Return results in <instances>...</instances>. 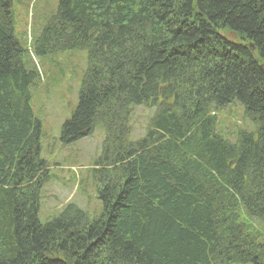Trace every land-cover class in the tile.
Returning a JSON list of instances; mask_svg holds the SVG:
<instances>
[{
    "label": "trees",
    "instance_id": "obj_1",
    "mask_svg": "<svg viewBox=\"0 0 264 264\" xmlns=\"http://www.w3.org/2000/svg\"><path fill=\"white\" fill-rule=\"evenodd\" d=\"M0 0V264H264V0H60L33 48L87 51L64 145L105 132L102 210L43 224L48 182L33 90L42 73ZM256 125L235 142L217 113ZM154 114L131 139L132 109Z\"/></svg>",
    "mask_w": 264,
    "mask_h": 264
},
{
    "label": "rangeland",
    "instance_id": "obj_2",
    "mask_svg": "<svg viewBox=\"0 0 264 264\" xmlns=\"http://www.w3.org/2000/svg\"><path fill=\"white\" fill-rule=\"evenodd\" d=\"M59 1L12 0L15 36L42 73L41 83L33 90L32 107L42 125L41 158L49 171L40 198L39 219L43 224L61 215L69 204L77 206L90 219L99 217L102 210L98 183L91 172L101 156L105 132L96 128L76 143L64 145L61 141L62 128L71 120L79 103L88 65L87 51L56 52L45 57L33 51L41 33L56 15ZM153 114L152 109L144 107L132 109L128 125L133 141L145 136ZM217 132L235 142L241 132L255 133L256 125L246 116L245 108L235 102L218 112ZM256 235L264 244V231H256Z\"/></svg>",
    "mask_w": 264,
    "mask_h": 264
}]
</instances>
